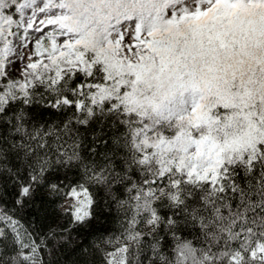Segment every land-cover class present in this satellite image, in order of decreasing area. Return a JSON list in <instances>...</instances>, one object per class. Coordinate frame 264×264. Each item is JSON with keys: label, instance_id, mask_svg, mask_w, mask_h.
Wrapping results in <instances>:
<instances>
[{"label": "snow or ice", "instance_id": "snow-or-ice-1", "mask_svg": "<svg viewBox=\"0 0 264 264\" xmlns=\"http://www.w3.org/2000/svg\"><path fill=\"white\" fill-rule=\"evenodd\" d=\"M0 264H264V0H0Z\"/></svg>", "mask_w": 264, "mask_h": 264}, {"label": "trees", "instance_id": "trees-1", "mask_svg": "<svg viewBox=\"0 0 264 264\" xmlns=\"http://www.w3.org/2000/svg\"><path fill=\"white\" fill-rule=\"evenodd\" d=\"M55 259H58V260L63 261V260L65 259V257H64V256H58V257H56Z\"/></svg>", "mask_w": 264, "mask_h": 264}]
</instances>
